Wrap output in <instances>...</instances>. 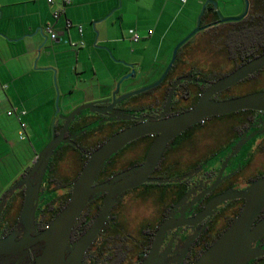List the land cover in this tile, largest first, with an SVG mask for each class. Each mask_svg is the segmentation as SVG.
Returning <instances> with one entry per match:
<instances>
[{"label": "flooded vegetation", "instance_id": "flooded-vegetation-1", "mask_svg": "<svg viewBox=\"0 0 264 264\" xmlns=\"http://www.w3.org/2000/svg\"><path fill=\"white\" fill-rule=\"evenodd\" d=\"M232 31L226 34L223 45L218 49L224 51L226 60L231 65L230 69L223 73H216L212 80H203L199 77L200 70L195 68L172 79L169 78V72L165 80L157 86L160 87L158 95H155L150 101L125 99L117 103L113 110H108L110 101L103 102L107 99L98 100L95 111H82L63 132L64 142L60 143L49 159L40 186L43 193L50 163L52 164L50 173L53 176L57 175L58 164L68 157L75 159L79 171L82 162L88 159L89 154L110 136L140 123L141 121L136 120L137 118L160 115L167 93L177 79L183 78L176 84L171 105L163 118L193 108L199 96L212 82L264 54V51L260 52L261 48L264 49V44L260 42H257L255 46L229 44L227 40ZM262 78L264 79V67L233 86L214 94L211 99L223 101L257 92H246L245 88L256 86ZM118 96L121 94L116 95V97ZM153 105L156 106L153 111H145L146 106ZM237 113L224 115H236V118L225 127L209 128L208 121L213 118L211 117L187 128L180 135L168 141L150 178L172 182L148 183L159 185L158 190H151L149 187L142 189L147 195H155L156 200L153 207L145 209L146 214L140 218H138L141 214L140 210L137 207L129 208L124 201H120L119 195L101 231L83 253L81 264H141L148 255L158 227L165 220L172 222V228L168 229L161 237L154 264H193L228 227L243 205L242 200L225 201L215 207L209 215L204 216L202 213L208 202L224 193L242 191L251 181L264 176V163L262 167L253 163L256 156L264 154V112ZM128 117L135 119H121ZM63 125V120L56 119L55 136L60 133ZM250 134L255 135L227 162L219 175L222 163L231 153L234 145L242 136L247 137ZM200 135L206 138H199ZM154 140L155 135H146L124 146L104 162L94 185L108 181L129 170H132L133 173L138 171ZM217 163L218 165H215ZM127 176L124 175L123 178ZM217 180V184L212 187ZM21 191L23 194V188ZM97 197H100L102 205L103 194H98L93 198ZM92 200L86 207L93 205ZM138 200L139 198L133 197L132 201L135 203ZM22 201L23 196L14 192L8 198L1 213L0 240L13 236L11 243L14 247L10 251L0 254V264H36L37 259L43 254L45 248L43 241L33 240L24 248L23 244H18L23 238L22 228L18 224ZM134 214L138 216V219ZM258 217L256 221L262 218ZM45 227L42 228L39 221H35L37 233H41ZM72 230L69 245H73L88 229L79 235L72 234ZM30 236L32 239L35 238L33 234ZM256 246L264 248V236L257 241ZM109 247H113V254L117 255L116 258L108 254ZM94 248L97 249L96 252H93ZM64 257L67 259L68 253H65ZM95 257L98 258L95 259Z\"/></svg>", "mask_w": 264, "mask_h": 264}, {"label": "water", "instance_id": "water-1", "mask_svg": "<svg viewBox=\"0 0 264 264\" xmlns=\"http://www.w3.org/2000/svg\"><path fill=\"white\" fill-rule=\"evenodd\" d=\"M208 4L213 5L215 8V3L212 1L208 0L205 2L197 18L195 29L175 46L172 51L171 59L159 79L150 86L116 97V95L119 94V86L123 79L134 76V71H132L131 74L120 79L116 83L114 88L115 91L111 93L110 100L107 99L103 101H110L107 108L108 110H113L117 103L125 99L156 88L165 80L175 63L179 48L196 32L203 28L201 25V18ZM244 4L243 13L239 17L219 18L218 22H238L242 20L248 13V0H244ZM262 67H264V54L250 60L232 73L212 82L199 96L193 108L183 113L163 118L171 105L176 84L183 78L177 79L171 85L167 93L165 104L160 115L157 117L145 116L137 118L136 120L141 121L140 123L113 134L89 154L85 165L71 184L70 197L67 204L41 233H37L35 230V212L40 194L43 193V189H41L40 186L45 171L47 170L49 159L60 143L64 142L62 134L66 131L70 122L74 120L75 117L79 116L82 111H95L98 103L91 102L84 104L72 110L67 116H58L57 96L55 100L56 111L52 120L50 141L36 155L31 167L24 177L14 183L0 200L1 216L8 198L17 190V193L20 194L19 190L23 188V201L18 216V224L22 228L23 238L18 244H23L24 248L28 246L29 243L33 242V240L43 241L45 243L43 254L37 259L36 264H81L83 253L101 231L119 195L138 188L143 184H164L172 182L169 180L150 178L168 141L180 135L187 128L207 118L229 115L241 111L264 112V91H258L223 101H214L211 99L214 94L233 86ZM56 119L64 121V125L57 136L54 135ZM121 119L130 120L135 118L128 117ZM146 135H155V140L150 145L143 165L138 171L133 173L132 170H129L112 177L108 181L94 185V181L106 160L131 141ZM254 135L255 134H250L247 137L244 135L239 139L232 148L231 153L223 161L219 175L227 162L237 154L241 147ZM77 172L78 167L75 159L68 157L58 164L57 178L63 183H67L76 176ZM124 175L128 176L123 178ZM217 182L218 180L212 187H214ZM62 193H64L63 189L56 192L59 198H61ZM98 194H103L102 205L99 212L88 230L73 245H69L70 233L76 220L86 205ZM235 199L243 201L241 211L219 235L215 242L209 246L193 264H248L251 260L264 257V248H262V246H256L257 241L264 236V216L256 221L257 217L264 209V176L251 181L242 191L228 192L213 198L208 202L202 215L207 216L218 205L225 201ZM59 201L56 200V202L53 203L54 207L58 206ZM171 228L172 222L165 220L161 223L156 231L148 255L141 264H154L161 237ZM31 234L35 235L34 239L30 236ZM12 237L13 236H10L5 240H0V254L10 251L11 248L14 247L11 243ZM65 253H68L67 259L64 257Z\"/></svg>", "mask_w": 264, "mask_h": 264}, {"label": "crops", "instance_id": "crops-1", "mask_svg": "<svg viewBox=\"0 0 264 264\" xmlns=\"http://www.w3.org/2000/svg\"><path fill=\"white\" fill-rule=\"evenodd\" d=\"M63 1L61 0L60 3L48 2V0H3V3L0 1V200L5 192L20 180L22 174L31 167V161H28L24 169L10 168L12 174L7 175L9 162L7 148L11 145L15 150L18 142H14L13 137H15L16 131L17 136L19 135L20 124L24 117L26 118L24 131L27 133V130H33L30 115L33 112L37 95L46 96L47 104L50 106L52 86L47 78L50 77L52 68L56 70L59 78L62 63L69 64L79 81H82V76L87 72L81 64L82 59H80L84 52L78 50L74 56L64 55L60 56L59 60L53 61L50 58V51L46 47L41 48L43 40L49 41V38L52 44L63 40L64 43L69 42L71 47L79 49V46L84 44V40L91 44L89 34L84 36L83 29L81 27L76 29L74 26L77 22L87 25L80 18L101 23L110 16L116 18V13H119L120 22L115 21L111 25L112 36L108 37L106 34L104 37L102 34L99 46L103 47L96 48L100 50L97 56L99 67L101 66L102 70L98 72L96 64L93 63L92 80H96V83L86 89L90 92V98L83 99L78 96L75 98V102L69 101L71 110L86 102L110 99L112 90L125 71L121 61H125L126 56L122 55V51L128 47L132 39V35L129 33L132 32L133 35L138 34L141 37L144 33L149 34L151 28L154 29L153 34L162 33L159 24L163 18H168V5L176 6L181 3L180 0H70L68 4H64ZM118 1L121 4L119 8ZM189 1L190 8L192 7L193 10H196L204 2V0H186L182 4L187 5ZM156 3L161 5L154 9ZM208 5L203 16L208 22H211L214 12L206 11ZM54 12H58L57 18L54 17ZM152 13L158 14V21L153 27V23H150ZM125 18L128 19L127 24L131 26L125 25ZM48 24H52L53 30L54 27L58 28L54 30L59 33L57 39L50 38V34L46 31ZM169 26L170 23L167 28ZM73 31L77 37L76 41L72 40L73 37L71 38ZM58 46L54 45L56 49H59ZM92 49L94 50V48ZM69 53L71 54L73 51H69ZM40 60L41 63H39ZM81 91L78 87L71 89L73 94L83 93ZM9 107L14 110L15 117L12 116L13 114L9 115L11 109ZM20 141L25 143L24 140ZM27 149L30 150V147L28 146ZM18 150L20 149L18 148ZM22 150L24 149L22 148ZM36 154L32 159L36 157Z\"/></svg>", "mask_w": 264, "mask_h": 264}, {"label": "rangeland", "instance_id": "rangeland-1", "mask_svg": "<svg viewBox=\"0 0 264 264\" xmlns=\"http://www.w3.org/2000/svg\"><path fill=\"white\" fill-rule=\"evenodd\" d=\"M0 1L3 3V0ZM52 1L60 3L61 0ZM206 1L208 0H204V2L198 6L196 10H193L192 7L190 8V1L187 5L182 3H178L176 6L168 5V18H163L159 24L162 28V33L158 32L153 34L154 29L151 28L149 30V34L144 33L141 37L140 35L135 34L138 38H140L139 41L134 42L131 40L128 47L122 51V55H124V57L126 56V58L125 61H121L125 71L120 79L125 78L131 74L132 71H134V76L125 78L120 83L119 93L121 95L150 86L159 79L171 59L172 51L175 46L195 29L197 18ZM210 1L215 3V8L213 5L209 4L206 11L212 10L214 12V17L212 18L213 20L208 22L206 17L204 18V16H202L201 23L203 28L196 32L179 48L175 63L170 71L169 78L172 79L175 76L182 75V73L190 70L191 68H195L201 72L199 77L205 81H208L212 80L216 73H223L230 69L231 65L229 62H227L224 51L222 49L219 51L218 49L223 45V42L226 39V34L237 27L235 26L237 22L222 23L218 22V20L219 18L226 19L239 17L244 10V0ZM160 5V3H156L154 9H157ZM120 6L121 4L118 1V8ZM55 13L58 12H54V14ZM157 15L158 14L152 13L150 16V23H153L152 27L158 21ZM80 20H82V22L85 21L87 25H82L81 23L77 22V24H74V26L76 29L81 27L83 29L84 36L89 34L91 44L90 42L87 43L84 40V44H82V46L80 45L81 47L79 46V49H76L71 47L72 45L70 46L69 42L64 43L63 40L57 44H52V41H50L48 38L49 41L43 40L41 48L46 47L50 51V58L53 61L59 60L60 56L63 57L64 55L74 56V53H76L78 50H80V52H84L80 59H82L81 64L87 70V72L84 76H82V81H79L73 71V68L69 64L62 63V66H60L62 71L59 78L56 74V70L52 68V73L50 77L47 78L52 86V91H50L51 104L48 106L46 96L37 95L34 102L33 112H31L30 115L32 119L33 130H27V133L26 131L22 132L24 136L23 139H20L19 135L17 136V131L15 132V137H13V140L14 142H18L17 146L15 147V150L12 149L11 145L7 148V159L9 162L6 174L9 176L12 174V169L10 168L16 167L24 169L27 166L28 161H31L30 165H32V162L34 161V159H32L33 155L36 153L38 154L41 149L49 142L52 133V120L56 111L55 100L57 96L58 116H65L69 114L70 111L78 108L79 106L90 103L86 102L80 104L71 110L69 108L71 107V105L69 106V101L71 103L75 102V98L78 96H81L83 99L85 97L87 99L90 98V92L86 89H88V87L90 88V85L96 83V80H92L94 66L93 63L96 64L98 72L102 70L101 66L99 67L100 64L98 62L97 56L100 50H97L96 48L103 47L99 46L103 35L104 37H106V34L108 37L112 36V32L110 30L112 27L111 25L115 21L120 22V18L119 13H116V18L115 16H110V18L104 20L101 23L90 22V20H83L82 18H80ZM127 21L128 19L125 18V25H127V27L131 26L127 24ZM169 23L170 26L167 28ZM55 29L57 30L58 28L54 27V30ZM129 35H132L131 37L134 36L132 32L129 33ZM71 38L73 41L77 40L74 31L71 34ZM71 43L75 44L74 42ZM54 45H59V49H56ZM90 46L94 48V50ZM69 51H73V53L70 54ZM109 56L112 57L111 54H109ZM113 60L116 61L114 58ZM39 63H41V60ZM76 87H78L80 91L82 90L81 92L83 93L76 92L73 94L71 89ZM159 88L160 87L150 89L142 94L128 98L127 100L137 99L150 101L155 95H158ZM245 90H247L246 92L264 91V79L262 78V80H260L256 86H247ZM114 91L115 89L112 90V92ZM85 94H87V96H85ZM155 107V105L151 107L146 106L145 111L151 112ZM9 112L13 114V117L16 116L12 108L9 110ZM235 118L236 115L216 116L208 121V127H225V125L231 123ZM21 124L26 125L25 117L23 118V121H21ZM199 138L203 139L206 137L200 135ZM20 140H24L25 143L21 142ZM9 141L11 140L9 139ZM28 146L30 147V150L27 149ZM18 148L20 150H18ZM22 148L24 150H22ZM253 163H256L259 167H262L264 163V154L256 156ZM215 165H218V163ZM148 187L151 190H158L160 186L156 184H145L134 190L124 192L119 197L120 201H124L129 208L131 207L134 209V207H137L140 210L141 214L138 217L135 215V213V218H140L142 215L144 216L146 214L145 209L148 210L149 207H153L154 205L156 200L155 195H147V193L142 191V189H146ZM133 197H137L139 200L134 203V201H132Z\"/></svg>", "mask_w": 264, "mask_h": 264}, {"label": "trees", "instance_id": "trees-1", "mask_svg": "<svg viewBox=\"0 0 264 264\" xmlns=\"http://www.w3.org/2000/svg\"><path fill=\"white\" fill-rule=\"evenodd\" d=\"M249 6L250 7L248 9L247 15L242 20L236 23L235 26L237 27L229 35V38L227 40L229 44H239V45L240 44H248V45L251 44L254 46L257 45V42L264 44V0H249ZM238 26H242V27H238ZM263 51L264 49L261 48L260 52H263ZM168 88L166 89V92L168 91ZM165 96H166V93L164 95V99H165ZM250 112L251 111H245V112H240V113L248 114ZM86 161L87 159H85L82 162L80 170L85 165ZM51 165L52 164L50 163L48 173L46 174V177H45L46 185L44 188V193L40 196L39 204H38V207L35 213V221L36 220L39 221V223L42 225V228L48 225L54 219V217L62 210V208L67 204L69 197H70L71 184L76 179V177L78 176L80 172L79 170L76 173V176L72 180L68 181L67 183L66 182L63 183L57 178V175L53 176L50 173ZM28 170L29 169H27L22 174L21 177H24V175L26 174ZM61 189L64 190V193H62L61 198H59L56 192ZM19 193L23 196L21 190ZM56 200L57 201L60 200V201H59L58 206L54 207L53 203H55ZM92 204L93 205H88L83 210V212L80 214V216L78 217L77 221L74 224L72 234L79 235L80 233L87 230L91 226L101 206L100 197L93 198ZM263 215H264V209L261 211L258 218L263 217ZM233 220L234 219H232V221ZM96 251L97 249L94 248L93 252H96ZM108 251H109L108 254L110 256L113 255L115 258L117 257L116 254H113V251H114L113 247H109ZM97 258L98 257H95V259ZM93 260H94V255H93ZM248 264H264V257L251 260Z\"/></svg>", "mask_w": 264, "mask_h": 264}, {"label": "built area", "instance_id": "built-area-1", "mask_svg": "<svg viewBox=\"0 0 264 264\" xmlns=\"http://www.w3.org/2000/svg\"><path fill=\"white\" fill-rule=\"evenodd\" d=\"M48 2H52V0H48ZM180 2H181V3H185L186 0H180ZM63 3H64V4H68L69 1H68V0H64ZM58 15H59L58 13H55V14H54V17L57 18ZM46 31L50 34V38H51L52 40L57 39L59 33L53 30L52 25H49V24H48V25L46 26ZM80 31H81V30L79 29V32H80ZM131 40L134 41V42H137V41H138V37H137V35H134V36L132 37ZM9 114H11V112H9ZM20 126H21V131H20V133H19V136H20V139H23L24 136H23L22 132H24V127H25V126H24V124H20Z\"/></svg>", "mask_w": 264, "mask_h": 264}]
</instances>
